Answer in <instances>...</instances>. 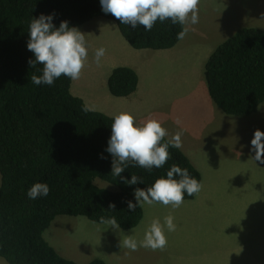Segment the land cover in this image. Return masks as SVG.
Wrapping results in <instances>:
<instances>
[{"label": "trees", "instance_id": "1", "mask_svg": "<svg viewBox=\"0 0 264 264\" xmlns=\"http://www.w3.org/2000/svg\"><path fill=\"white\" fill-rule=\"evenodd\" d=\"M113 21L135 50H170L186 34L176 0H0V258L8 264H78L45 239L57 217L137 228L144 208L194 200L202 174L158 129L91 110L75 96L69 35L94 18ZM211 98L230 116L264 104V30L245 27L205 66ZM139 75L115 68L110 93L127 98ZM96 179L119 188H100ZM88 264H107L96 258Z\"/></svg>", "mask_w": 264, "mask_h": 264}, {"label": "rangeland", "instance_id": "2", "mask_svg": "<svg viewBox=\"0 0 264 264\" xmlns=\"http://www.w3.org/2000/svg\"><path fill=\"white\" fill-rule=\"evenodd\" d=\"M196 1L197 13L209 15L202 20L224 25L225 33L212 39L213 45L219 47L239 30L234 27L240 21L231 27L230 18H241L242 28L264 30V0ZM69 42L72 92L94 111L129 103L108 88L112 71L120 67L118 53L126 57L128 49L136 57L159 58L143 62L140 113L147 112L145 122L158 126L194 160L203 181L188 201L158 203L135 192L144 219L133 230L85 217H57L44 234L49 244L78 264L96 258L107 264H264V104L251 116L227 115L210 96L203 61L178 51L135 50L106 18L75 28ZM95 184L119 191L101 179ZM0 264L8 263L0 258Z\"/></svg>", "mask_w": 264, "mask_h": 264}, {"label": "crops", "instance_id": "3", "mask_svg": "<svg viewBox=\"0 0 264 264\" xmlns=\"http://www.w3.org/2000/svg\"><path fill=\"white\" fill-rule=\"evenodd\" d=\"M178 4L180 5L182 12H183V17L185 21V26H186V34L184 38L181 40V42L174 48L176 49H170L171 52H176L178 51L179 53H186L189 55L191 58H197L195 59L194 62H202L203 65H206V62H208L209 58L213 54V52L217 49L218 44L213 45L212 44V39H216L219 35L224 34L225 30L223 28V24L218 22L217 26L216 24H211L210 19H201L205 17H209V15H202L198 14V10H195V7L197 5L196 0H176ZM187 7V11L185 10L184 7ZM241 18H230L229 24L231 27L234 26V24L238 23L239 24L234 27V29H242V24H241ZM232 33V32H230ZM235 33V32H234ZM233 33V34H234ZM228 37V36H227ZM125 49V47L123 48ZM127 50V55L125 57L124 53H118L120 59L118 64L120 67H129L134 69L138 75L140 82L139 83V88L138 91L133 94L130 97L127 98H121L124 100H127L129 98V103L127 101L121 102V103H115L113 106H104V111L102 110L103 113H105L108 116L112 117H121L123 119H132L134 127L137 131H142L148 127H151V124H148L145 122V116L147 112L141 111L140 113V103L142 102L144 96L143 95H138V92L140 90V94L142 91L143 84L145 82L141 81V72L144 73V68H143V62L145 60H149L150 62L154 59H159L158 57L154 56L155 54L148 53L147 57H136L135 55H132L129 53V50ZM161 51H168V50H161ZM131 56V59H130ZM169 57V56H166ZM161 59V58H160ZM153 63V62H152ZM202 67V66H201ZM201 71V69H200ZM145 74V73H144ZM147 88V86L145 87ZM99 99V98H98ZM96 104V103H95ZM106 108L108 109V112ZM258 113V112H257ZM155 128L160 131V128L155 125ZM163 132V131H162ZM168 136V135H167ZM184 150V149H183ZM190 158V157H189ZM193 164L195 165V162L192 158H190ZM196 166V165H195ZM197 167V166H196ZM198 169V167H197Z\"/></svg>", "mask_w": 264, "mask_h": 264}]
</instances>
